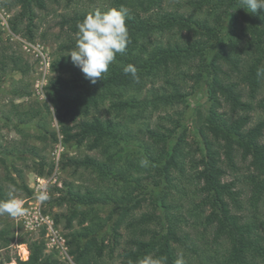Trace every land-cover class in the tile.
Here are the masks:
<instances>
[{
  "label": "trees",
  "instance_id": "trees-1",
  "mask_svg": "<svg viewBox=\"0 0 264 264\" xmlns=\"http://www.w3.org/2000/svg\"><path fill=\"white\" fill-rule=\"evenodd\" d=\"M47 1L0 0L11 12L9 30L33 41L39 31L34 24L37 10H47ZM110 2L108 8L96 9L126 7L130 42L97 83L92 84L67 55L75 48L78 23L94 10L61 12L60 31L52 34L53 76L46 85L49 103L42 105L52 107L58 117L60 130L54 140L86 145L103 157L64 151L60 156L59 170L91 178L87 184H56L51 189L57 195L51 193L48 199L67 207L64 228L70 230L65 237L73 261L264 264V77H257V69L264 66V9L251 13L240 0ZM50 34L46 30L39 36L47 39ZM128 64L137 68L138 81L124 73ZM9 67L25 72L21 56L0 49V69ZM198 87L206 96L207 123L195 141L190 142L182 122L184 109L177 117L162 115L152 121L160 109L185 105ZM106 102L114 118L102 115ZM143 119L137 131L129 127ZM129 148L137 155H125ZM142 159L148 161L146 167L140 166ZM238 160L246 165L252 192V216L247 218L240 214L246 208L244 191L237 189L236 181L225 179L228 169L238 172ZM48 167L46 175L55 168L53 158ZM12 183L13 178L0 172V200L8 198L7 184ZM187 187L195 195L189 200L195 202L189 217L183 211ZM25 188L30 195L32 190ZM175 189L180 192L176 200ZM109 204L113 209L100 217L95 206ZM52 215L58 224V214ZM191 217L195 219L189 224ZM108 225L113 230L110 241L99 237ZM122 226L130 231L126 239ZM13 239L9 227L2 226L0 249ZM28 249V259L17 258V264H64L46 253L45 238L31 240ZM107 254L111 260L105 261Z\"/></svg>",
  "mask_w": 264,
  "mask_h": 264
},
{
  "label": "rangeland",
  "instance_id": "rangeland-1",
  "mask_svg": "<svg viewBox=\"0 0 264 264\" xmlns=\"http://www.w3.org/2000/svg\"><path fill=\"white\" fill-rule=\"evenodd\" d=\"M168 1V0H167ZM48 2L47 10H37V17L34 20V24L39 26L38 37L33 41H29L20 35L13 34L4 20H7L11 16L2 5H0V49H4L8 53H15V55L21 56L23 60L24 71L17 69H8L6 71L0 69V172L2 175L8 174L15 184L8 185L14 187L16 192L15 195L22 201L23 207H25L24 201L28 199L30 195L25 188H30L33 178L36 175H46L49 167L48 164L53 158V151L60 144L62 145L64 154L73 156H84L86 154H95L100 158H103L99 151H89L86 145H79L74 142L69 144H62L60 141L54 140L53 134L59 133L60 124L58 117L54 112L53 108L50 110L45 108L42 104L48 102L46 95V85L49 82L53 72L49 69L47 79L43 80V69L44 64L42 63V57L38 56L34 46L39 45L43 52L49 56V60L52 63L53 51L56 43L52 34H57L60 31L59 27V14L61 12H71L77 10H88L93 11L96 8H108L111 3L110 0H58V2ZM156 11V9H153ZM150 12H146L149 14ZM151 14V13H150ZM48 31L50 34L49 38L42 39L39 34L43 31ZM152 40L156 38V35L151 36ZM149 41V39H146ZM30 44V45H28ZM45 83H44V82ZM108 102L104 103L101 111L102 115L109 114L114 118V113H109ZM184 109V115L182 122L187 125L188 128V139L193 142L197 139L196 133L206 121V110L207 101L203 90V87H198L195 93L188 97L186 104L176 105L175 107H167L166 110L160 109L154 113L152 121L158 120L157 118L162 115H174L177 117V112ZM38 110V111H36ZM35 112H38L34 114ZM34 115V117H31ZM70 119H68L69 121ZM143 120L137 121L133 127L134 131H137ZM147 121V120H146ZM70 122V121H69ZM5 151V153H3ZM132 149H128V155L134 157L137 155ZM8 153V155H7ZM126 157L121 160L124 162ZM44 161V167L41 163ZM8 164V166L6 165ZM11 165V166H10ZM189 165V164H188ZM239 169L238 172L228 169L227 181H236L237 189L242 188L244 191L241 200L246 208L240 212L247 217L252 216V207L249 204V198L252 194L250 185L246 182L248 170L246 165L238 160ZM17 170H16V169ZM43 168V174L41 169ZM137 174L144 176L145 174L138 172ZM88 178L86 173L81 175L76 174L73 170H60L58 186H63V181H72L75 183L87 184ZM147 181V180H145ZM110 182L106 183L105 187L109 188ZM182 186V185H181ZM180 186V187H181ZM187 187L188 193L183 200L184 202V214L189 217L187 211L194 207V200L191 196L194 195V189L191 188V192ZM52 189L50 194L52 193ZM176 200L180 198V192L176 189L173 191ZM52 195H57L52 193ZM199 198L197 199V201ZM24 203V204H23ZM114 205H103L95 206V210L98 215L105 218L109 212L113 209ZM45 210H49L52 214H58L59 216V227L61 228L64 235L70 232L69 229H65V214L67 213L66 205H57L54 201H47ZM142 210V209H141ZM146 208H143L145 211ZM195 218L191 217L189 224L193 222ZM0 228L7 225L14 235V239L10 246L0 249V264H17V258L26 260L29 257L28 243L34 239H44L42 232H29L24 229V225L19 222L16 217H11L8 214L0 215ZM188 230L192 229V226L186 225ZM202 228V226H199ZM75 228H79L76 226ZM112 227L108 225L102 229L100 238H104L106 241H110L112 237ZM121 232L123 233V239L130 235V231L122 226ZM67 236V235H66ZM67 239V237H66ZM68 240V239H67ZM68 245V243H67ZM24 246V247H23ZM22 247V249H21ZM25 248L28 254L25 252ZM70 252V247L68 245ZM47 254H52L54 258H58L64 264H71L69 261L62 259L61 255L53 253L46 248ZM118 251L115 252V260H117ZM111 260L108 254L106 255L105 261Z\"/></svg>",
  "mask_w": 264,
  "mask_h": 264
},
{
  "label": "clouds",
  "instance_id": "clouds-1",
  "mask_svg": "<svg viewBox=\"0 0 264 264\" xmlns=\"http://www.w3.org/2000/svg\"><path fill=\"white\" fill-rule=\"evenodd\" d=\"M240 3L251 13L264 9V0H240ZM127 17L128 9L120 6L106 11L96 9L78 23L75 48L67 55L70 54L72 63L81 69L92 84L103 79L117 54L125 53L130 42ZM123 71L126 75L130 74L133 80L138 81L137 68L134 65L128 64ZM257 77H264V66L257 69ZM147 165V160L140 161L141 167ZM15 192V188L10 186L8 198L0 200V215L8 214L11 217L23 215L22 201L16 197ZM37 198L45 200L47 196L40 193ZM176 264L183 262L178 259Z\"/></svg>",
  "mask_w": 264,
  "mask_h": 264
},
{
  "label": "built area",
  "instance_id": "built-area-1",
  "mask_svg": "<svg viewBox=\"0 0 264 264\" xmlns=\"http://www.w3.org/2000/svg\"><path fill=\"white\" fill-rule=\"evenodd\" d=\"M4 23L8 25L7 20H4ZM34 49L37 51L38 56H41L43 59L44 71L42 78L45 81L49 74V69L51 68V62L48 59L49 56L43 52L39 45L34 46ZM62 149L63 147L60 144L53 151L55 168L52 173L49 175H36L33 178L30 186L32 194L24 201L25 207H23V215L16 216V219L24 225L26 231L44 233L46 248L48 250L58 253L61 255L62 259L69 261L71 264H76L69 253L67 239L61 228L55 221L53 215L45 211V205L50 197L51 188L59 183L60 170L58 164ZM40 193L46 194L47 199H38L37 197Z\"/></svg>",
  "mask_w": 264,
  "mask_h": 264
},
{
  "label": "bare ground",
  "instance_id": "bare-ground-1",
  "mask_svg": "<svg viewBox=\"0 0 264 264\" xmlns=\"http://www.w3.org/2000/svg\"><path fill=\"white\" fill-rule=\"evenodd\" d=\"M24 247V246H23ZM21 249H22V247H21ZM25 252H26V254H28V251H27V249L25 248Z\"/></svg>",
  "mask_w": 264,
  "mask_h": 264
}]
</instances>
